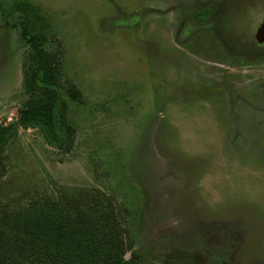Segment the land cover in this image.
Returning a JSON list of instances; mask_svg holds the SVG:
<instances>
[{"label":"rangeland","instance_id":"rangeland-1","mask_svg":"<svg viewBox=\"0 0 264 264\" xmlns=\"http://www.w3.org/2000/svg\"><path fill=\"white\" fill-rule=\"evenodd\" d=\"M23 2L28 31L52 55L59 143L36 125L1 140L34 85L20 12L4 14ZM263 9L0 0V264H50L26 260L10 238L19 215L53 204L111 211L133 264H264V57H235Z\"/></svg>","mask_w":264,"mask_h":264},{"label":"trees","instance_id":"trees-1","mask_svg":"<svg viewBox=\"0 0 264 264\" xmlns=\"http://www.w3.org/2000/svg\"><path fill=\"white\" fill-rule=\"evenodd\" d=\"M30 8L28 2L15 3L4 12L6 16L13 10L20 12L15 26L20 40L30 49L35 78L34 85L27 84L31 99L20 109L17 119L1 132V140L16 126L36 125L49 141L59 143L64 139L60 131L63 117L59 112V94L52 89L53 79L48 69L52 55L47 51L45 38L31 34L26 27L24 14ZM17 220L18 231L16 239L10 238L11 248L26 260L35 257L50 264H133L132 258L129 261L123 258L124 251L131 246L126 239L127 231L121 229L111 211L94 213L74 209L70 214L53 204L27 211Z\"/></svg>","mask_w":264,"mask_h":264},{"label":"flooded vegetation","instance_id":"flooded-vegetation-1","mask_svg":"<svg viewBox=\"0 0 264 264\" xmlns=\"http://www.w3.org/2000/svg\"><path fill=\"white\" fill-rule=\"evenodd\" d=\"M262 14L264 13V9L262 10ZM254 35L253 41L250 40L249 44L243 43L244 47L241 48V53L236 54L237 58H246V60H252L259 59L260 57H264V16H262V19L256 23L255 31L252 34ZM223 45V43H222ZM248 45V46H246ZM240 49V47H239ZM238 49V50H239ZM245 49V50H244Z\"/></svg>","mask_w":264,"mask_h":264}]
</instances>
